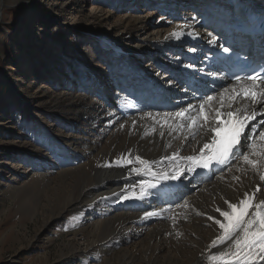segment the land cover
Segmentation results:
<instances>
[{
	"label": "bare ground",
	"instance_id": "6f19581e",
	"mask_svg": "<svg viewBox=\"0 0 264 264\" xmlns=\"http://www.w3.org/2000/svg\"><path fill=\"white\" fill-rule=\"evenodd\" d=\"M188 1L196 9L208 0ZM155 3L156 6L166 3L171 13L177 0H155ZM31 6L38 10L35 3ZM216 6H219V11ZM224 6L218 0H211L204 7L203 13H193L182 18L168 15L165 22L156 19L151 23L150 20L156 14L154 12L145 13L142 20L122 17L110 22L111 32L106 36L96 35L94 31L91 33L90 29L78 24L81 32L95 36L94 42L100 48L102 57L115 67L120 97L116 105L97 112L95 118L90 120L96 134L92 142L88 143L82 137L85 131L80 127H76L74 135L71 131L75 126L72 130L69 127L64 141H55L59 149L56 155L61 164L73 159L69 164L71 166L65 170V176L69 179L67 182H76L79 192L75 199H68L66 211L70 207L79 210L86 204L94 208L100 206L103 209L97 213L98 220L91 223L90 235L93 238L100 237L103 242L109 239L121 242L124 239L130 243L127 249L116 252L115 257H134L141 259V264H212L209 256L218 255L230 246L228 242L211 247L212 241L221 232L214 221L219 219L223 222V217L216 209L228 210L226 201L238 204L245 193L252 194L257 186H261V192L256 193V201L264 199V182L259 179V174L264 173V166L258 171L253 170L242 158V154H250L253 139L264 131V115L261 114L264 113V106L261 104L238 100L229 108L225 102L222 109L224 112L245 107L249 111L257 110V119L245 134L247 140L241 144L233 162L215 173L211 180L201 177V168L188 171L191 165L187 160L180 159L198 155L203 144L211 142L212 133L208 129L215 125L210 115L209 124L198 128L193 135L186 126L187 119L183 121L184 128L177 127L181 121L173 119L175 113L190 109L188 115L195 116L199 106L206 103L207 97L213 96L216 99L211 102L209 112L214 114L215 109L220 107L221 93L250 84L242 81L229 83L217 76V82L222 81L219 88L210 94L201 89L213 83L200 78V63L204 48L214 43L211 37L206 39L203 35L202 19L222 16L226 11ZM96 10L97 7H92L94 13ZM114 19L115 16L111 14L110 20ZM119 26L122 29L117 31ZM172 33L177 35L173 36ZM186 35L195 36L201 41L192 44L185 40ZM152 54L166 60L169 65L177 64L179 72L165 68L161 79L151 76L143 81L135 75L137 73L118 66L129 55L140 60ZM117 59L120 60L118 64L115 62ZM7 71L6 75L14 69ZM204 75L208 77L207 73ZM185 79L199 81L198 85H193L202 92V97L195 98L183 88L177 92ZM107 85L108 81L100 77L98 81L94 80L92 86L85 85V93L93 91V94L98 95ZM156 99L161 100L160 104L155 110H150L149 105ZM65 101L70 102L69 99ZM85 105L82 102L70 103V119L76 123L82 121L85 118ZM64 115L67 118L69 112L65 111ZM165 118L169 119L171 127L162 126ZM174 154L180 158L169 160ZM121 157L131 159L133 163L117 166L116 161ZM136 157L149 161L151 170H144L142 165L136 163ZM251 159L260 158L252 156ZM107 164L112 166L106 167ZM261 164L264 165V160H261ZM134 168L141 171L137 173L133 171ZM179 170H182L179 176L173 179ZM165 173L167 178H164ZM125 196L129 199H124ZM133 240L138 243L133 244ZM260 264H264V261Z\"/></svg>",
	"mask_w": 264,
	"mask_h": 264
},
{
	"label": "rangeland",
	"instance_id": "374dc122",
	"mask_svg": "<svg viewBox=\"0 0 264 264\" xmlns=\"http://www.w3.org/2000/svg\"><path fill=\"white\" fill-rule=\"evenodd\" d=\"M2 2L0 264H141V259L134 257H115L116 252L129 247L124 239L125 243L114 239L103 242L90 235V225L98 220L102 207L86 204L66 211L65 204L79 192L76 182H67L65 176L73 159L58 162L55 141H64L66 130L75 126L73 135L80 127L85 131L82 137L92 142L96 134L90 120L97 112L116 105L120 97L115 69L102 57L95 36L81 32L78 24L106 36L111 32L110 22L122 17L142 20L145 13L154 12L151 23L156 19L165 22L168 15L182 18L203 13L204 5L194 9L192 2L177 0L169 13L166 3L156 6L155 0ZM32 3L38 6L37 11ZM92 7H97L95 13ZM150 55L140 60L129 55L117 64L137 73L143 81L151 76L161 79L165 68L179 72L177 64L169 65L156 54ZM100 77L108 81L107 88L98 95L85 93V85L92 86ZM72 102L86 104L85 118L78 123L70 119ZM65 111L69 112L67 118Z\"/></svg>",
	"mask_w": 264,
	"mask_h": 264
},
{
	"label": "snow or ice",
	"instance_id": "6c2138e0",
	"mask_svg": "<svg viewBox=\"0 0 264 264\" xmlns=\"http://www.w3.org/2000/svg\"><path fill=\"white\" fill-rule=\"evenodd\" d=\"M176 36V33H172ZM228 52V48H224ZM239 80V78H238ZM247 80L251 81L248 85H241L240 88H233L230 91L220 94V107L215 109L214 114H210L209 108L211 102L216 97L208 96L206 103L199 106V110L195 116L188 115L191 110L180 111L175 113L173 119H178L181 123L178 128H184L183 121L188 120L186 125L190 132L195 135L198 128H203L209 124L210 115L214 127L208 130L212 133L210 143L203 144L198 155H190L180 158L178 154H174L168 159L176 161L178 158L185 159L191 165L188 171H194L196 168L207 169L215 164H223L234 155V150L241 144L242 137L249 123L256 119L257 110L249 111L248 108L240 107L235 110L224 112L222 109L225 102L229 108L238 100L250 101L253 104H261L264 106V76L249 75ZM264 115V113H261ZM158 123H161L158 121ZM162 126L171 127L169 119L165 118ZM251 152L249 155H243L242 158L245 164L249 165L253 170L258 171L261 160H264V131L259 132L258 138H254L250 145ZM252 156L260 159H251ZM124 163L131 164V159L121 157L116 161L117 166H122ZM136 163L143 166L144 170H151V163L136 157ZM111 167V164L105 165ZM139 173L140 169H133ZM182 170L177 171L172 178L176 179ZM167 178V173L164 174ZM259 179L264 182V173L259 174ZM261 192V186H257L252 194L245 193L244 198L238 204L227 202L228 210L216 209L219 215L223 217V222L216 219V223L221 232L217 239L213 240L211 247H217L218 244H226L230 242V246L226 250L220 251L218 255L209 256L212 264H260L264 261V199L256 201V193ZM144 195V186H141V196ZM124 199H129L125 196ZM186 206V205H185ZM148 215H154L149 213ZM213 219L212 217H208Z\"/></svg>",
	"mask_w": 264,
	"mask_h": 264
},
{
	"label": "water",
	"instance_id": "95a60500",
	"mask_svg": "<svg viewBox=\"0 0 264 264\" xmlns=\"http://www.w3.org/2000/svg\"><path fill=\"white\" fill-rule=\"evenodd\" d=\"M1 6H3V2H2V0H1Z\"/></svg>",
	"mask_w": 264,
	"mask_h": 264
}]
</instances>
